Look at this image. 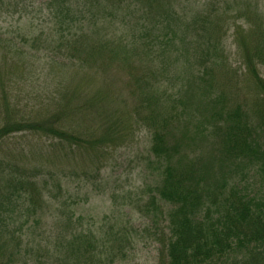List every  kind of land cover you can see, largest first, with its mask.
Masks as SVG:
<instances>
[{"label": "trees", "instance_id": "obj_1", "mask_svg": "<svg viewBox=\"0 0 264 264\" xmlns=\"http://www.w3.org/2000/svg\"><path fill=\"white\" fill-rule=\"evenodd\" d=\"M36 1L0 0V18L3 13H8L13 3L23 2L22 8L41 7L35 5ZM125 1L50 0L47 3L49 13L60 27L50 39L45 35L41 43L42 33L32 38L23 33L9 44H4L2 36L5 34L0 33V57L3 58L0 70L4 74L0 77V106L7 113L0 115V121L6 118L0 127V140L12 132L20 133L21 139L34 137L28 152L9 148L5 152L11 158L0 156V232H6L7 239L12 241H18L22 234L30 238L36 236V247L42 248L43 252L36 255L39 258L37 264H46L41 261L44 257L47 264H115L116 261H127L130 254L125 251L143 240L160 243V264H264V139H261L264 80L259 74V69L264 68V23L250 35L255 43L244 44L243 56L238 62L239 72L234 67L236 62L225 64L222 59L206 64L203 61L211 67L204 74L214 71L218 74L214 83L210 81L208 85L217 91L211 98L210 127L206 130L213 134L217 165L224 168L219 172L237 176L228 183L223 178L207 187L205 181L212 177L208 169L204 175L197 172L193 161L174 163L172 148L166 140L169 118L164 113L150 112L155 115L150 118L140 115L148 92L142 95L136 90L133 109L123 98L117 110L104 112L101 116V92L93 91L90 97L72 80L78 77L88 81V76H94V71L97 73L108 63L118 67L113 63L114 58L106 60L102 51L113 41L124 42L127 38L111 31L103 34L98 24L102 19L118 17L122 22L126 15L140 11L143 23L126 43L143 42L144 55L154 61H161L168 48L174 46L167 31L164 36H158L149 30V15L143 13L154 6L157 18L161 17L164 11L158 6L160 0H141L145 6L143 11L141 6L134 9ZM222 33L221 30L218 32L212 51H216L221 43ZM28 42L35 51L25 49ZM180 43L183 45L184 40ZM36 53L48 58L52 62L49 67L55 65L59 73L55 76L52 92L47 91V103L37 106L41 111H56L53 116L41 113L38 118H32L31 107L36 104L28 106V103H15L10 99L15 85L22 83L25 86L34 80L28 77L31 74L29 58ZM196 74L201 79L203 74L198 70ZM239 75L247 80L249 89L255 94L248 101L238 93L236 79ZM150 76L157 78L155 73ZM147 78L144 81L148 85L145 86L151 91L152 85ZM131 112L137 118L130 134L143 129L151 138L147 152L154 181L152 184L145 181L137 190L140 194L125 190L116 194L115 209L101 216L104 225L92 226L95 220L84 222L76 208L79 203L87 202V193L90 198L93 192L97 195L103 190L102 160L107 162L104 158L109 152L107 149L117 146L114 134L119 129L123 140L129 136L125 131L130 127ZM95 118H100L99 125L105 132L102 137L99 125L90 122ZM38 138L53 141L50 147L56 154L48 163L36 154L38 148L41 149L34 143ZM129 139L130 136L118 145H124ZM77 155H85L86 160L73 161ZM126 194H135L134 201L131 202L128 196L123 198ZM119 201H126L128 210L138 213L139 225L130 223L124 213L113 216ZM43 211L50 217L58 215L51 222L55 232L63 231L55 234L56 239L52 240L50 231L39 224L42 215L46 214ZM16 217L22 219L20 223L15 224ZM89 223L90 226H86ZM22 228H25L23 233L16 238L14 232ZM59 235L65 237L57 238ZM4 245V242L0 243L1 258ZM28 257H25V264ZM0 264L16 263L7 259Z\"/></svg>", "mask_w": 264, "mask_h": 264}, {"label": "rangeland", "instance_id": "obj_2", "mask_svg": "<svg viewBox=\"0 0 264 264\" xmlns=\"http://www.w3.org/2000/svg\"><path fill=\"white\" fill-rule=\"evenodd\" d=\"M49 1H36L35 5H41L38 8H34V5L29 8H22L23 2L10 5L8 13H3L0 18V33L5 34L2 36L4 44L6 42L9 44L11 40L18 38L23 33L27 35V38L37 37L42 33L39 37L40 42V40L45 39V35L50 39L55 31H59L60 25L52 19L49 13L50 9L47 5ZM140 2L141 0H126L125 4L133 6L134 9H139L141 6L143 11L145 6ZM158 6L164 11V14L159 18H157L156 7L154 6L151 10H144L143 13L146 12L149 15L147 24L152 33L164 36L167 31V36L174 43V46L168 48L163 59L161 57V61H154L151 57L144 55L143 42L129 41L126 43L129 36L136 33L143 23L141 12L136 11L126 15L122 22L118 17L98 21L103 34L111 31L115 35L122 33L127 38L124 39V42L114 43L113 41L102 51L103 57H106V60L110 57L114 58L113 63L118 67L110 66L107 62V66L103 69L98 70L97 73L93 72L94 76H88V81H83L82 78L78 77H74L72 80L79 84L85 91L84 93L90 97H92L93 91L98 92L99 90L101 92V98H99L101 116L104 112L117 110L120 102L124 99L128 102L127 106L133 109L136 90L142 95H146L148 92L144 98L146 105L140 111V115L144 118H150L155 116L150 112L157 115L164 113L169 118L167 120L168 135L166 140L172 148L174 163L183 160L193 161L197 167V172L200 171V174L204 173V175H206L205 170L208 169L212 177L211 179L208 178L207 181L204 180L207 187L214 186L223 178L228 183L237 176L233 173L225 175L219 172L222 167L217 165L218 157L216 145L213 144V134L206 130L210 127L208 123L212 109L211 98L217 91L214 87L209 88L208 85L210 81L214 83L218 74L216 71L204 74V71L211 67L204 65L203 61L206 64L214 60L219 62L222 59L225 64L236 62L234 67L236 72H239L238 62L242 59L244 44L250 46L255 43L254 38H251L250 35L254 34L255 29L264 23V0H160ZM220 30L223 31V39L217 45L216 51H212V45L215 43ZM181 39L184 40L183 45L180 43ZM45 46L43 45V47ZM25 47L26 50H33L30 42ZM37 47L41 48V46H35V48ZM156 49L158 48L156 47ZM151 53H155V50H151ZM2 60L3 58L0 57V65ZM29 63L31 74L28 77L34 80L25 86L22 83L15 85L11 89V102L21 101V104L28 103V106L36 104L34 105L36 107H31L32 118H38L41 113L43 115L51 113L53 116L56 111H41L37 106L47 103L45 96L47 91L52 92L56 81L55 76H59V73L56 71L55 65L49 67L52 62L50 63L44 55L38 56L36 53L29 58ZM197 70L203 74L200 75L201 79L196 74ZM152 73L157 74V78H150ZM259 74L264 80V68L259 69ZM2 75L4 74L0 70V77ZM146 78L148 83L152 85L151 91L149 87L145 86L147 84L144 81ZM236 81L238 82V93L244 100L248 101L255 95L252 94L249 83L243 76L239 75ZM140 106L142 107V105ZM5 114L7 113H5L3 106H0V115ZM136 118L131 112L130 127L129 130L125 131L130 136L127 143L125 142L129 136L123 140L121 129H119L114 134L115 139L118 140V144L121 141H125V144L121 143L117 146L110 144L116 147L107 149L109 152L104 157L107 162L102 160L104 163L100 172L103 190L97 195L93 192L90 195L91 199L87 193V202L79 203L76 208L77 212L82 214L84 222L95 220L92 226L100 225V223L104 225L101 216L115 209L116 194L124 190V192L140 194V191L137 190L144 185L145 181L148 184H152L154 181L151 159L147 152L151 139L148 132L143 129H136L130 134V129L133 127V121ZM4 120L6 118L0 121V127L3 126ZM90 122L99 125L100 118H95V121L90 119ZM99 127L102 137L105 132L100 125ZM19 134L12 132L4 140H0V151H2L0 156L11 158L5 152L9 148L13 150L18 148L24 152L29 151L28 146L33 143L34 137L27 136V138L22 137L24 139H21ZM261 139H264V131ZM52 142L39 138L34 142L41 148H38L36 154L47 163L56 154L50 147ZM85 157V155H77V159L73 161L84 162ZM243 172L244 170L241 174ZM126 196L131 202L134 201L135 194H126L123 198ZM119 204L113 216L124 213L133 225L137 226L141 223V220H138V213L134 210H128L126 201H119ZM43 212L46 214L42 215L39 224L50 231L52 240L56 239L55 234H62L63 232H55L52 228L55 225L51 222L58 215L52 214L50 217L48 212ZM31 214L33 213L31 212ZM21 220V218L16 217L15 224L20 223ZM86 226H90V223ZM24 229L14 232V236L19 237ZM61 237L65 236H57V238ZM7 238L6 232H0V243L4 242L6 247L0 261H7L8 259L16 264L18 261L25 264V257L29 256L27 264L38 263L39 258L36 255L43 254V252L41 251L42 248L36 247V240H38L36 236L30 238L22 234L18 241ZM17 247H19V258L16 252ZM159 247V242L137 241L125 251L130 254L129 259L116 261L115 264H160ZM41 261L43 263L45 261L47 264L45 257Z\"/></svg>", "mask_w": 264, "mask_h": 264}]
</instances>
